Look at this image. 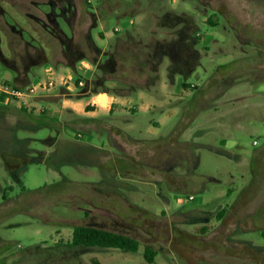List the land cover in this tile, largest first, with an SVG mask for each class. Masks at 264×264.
I'll return each mask as SVG.
<instances>
[{
  "label": "rangeland",
  "instance_id": "374dc122",
  "mask_svg": "<svg viewBox=\"0 0 264 264\" xmlns=\"http://www.w3.org/2000/svg\"><path fill=\"white\" fill-rule=\"evenodd\" d=\"M146 1L0 0L1 49L10 56L20 49L14 29L55 42L57 32L46 31L58 30L48 23L54 18L75 36L76 52L86 51L88 33L107 47L98 32L137 27L125 12ZM152 1L156 14L187 5L199 34L187 57L169 42L158 71L166 90L128 95L132 105L157 100L161 108L102 115L88 125L101 128L98 135L84 124L58 135L57 119L36 128V116H45L15 107V99L0 103V264H264V0ZM10 75L0 61V81L12 82ZM127 118L139 123L135 138L115 146L109 127L123 129ZM76 225L129 235L139 248L73 246Z\"/></svg>",
  "mask_w": 264,
  "mask_h": 264
},
{
  "label": "crops",
  "instance_id": "0c3cea01",
  "mask_svg": "<svg viewBox=\"0 0 264 264\" xmlns=\"http://www.w3.org/2000/svg\"><path fill=\"white\" fill-rule=\"evenodd\" d=\"M156 4L155 1L147 0L145 7H140L132 13L130 10L126 11L125 13L127 14L136 15L138 22H135L134 19L130 20L129 23L132 25L136 24L137 27L131 28L130 31L121 36H112L104 30L99 31L97 35L107 43V47L99 46L94 35L88 33L86 51L76 52L74 48L70 47L72 43L76 45L75 36L73 34L68 36L60 28L56 18L49 19L50 22L48 23L57 25L59 27L58 30L55 31L53 27L46 29L47 33L50 32V36H53L52 33L55 34L57 32L56 38L58 39H55V42H51V40L42 41L33 31L28 32L30 39H25L21 30L14 29L19 34L17 39L20 42V45H18L20 49L16 48V54L10 56L9 49L6 52L1 49L4 36L3 39L0 37V61L10 70L12 80L10 83H8V79L4 82L12 86L26 87L32 84L37 86L48 78L54 81V86L50 89L38 87L34 94L23 99H15L17 101L15 107L25 109L27 113L29 112L33 115L45 116H36L39 121L34 126L36 128L41 126L54 127L55 123L46 118L57 119L59 121L56 123L58 125L56 128L58 135H60L64 126L80 127L78 126L79 124H84L86 127L81 128H84L87 132L90 131L91 135L93 131L98 135L101 133V128H94L88 125L89 123H98L99 117L102 115H112L114 113L121 118L127 113L128 109L134 113L138 111L150 112L161 108L164 103L157 100H152L140 106L132 105L128 95L132 92H139V97L142 100L146 96L145 91H151L153 87L159 85L160 88L166 90L168 84L161 80L158 71L163 57L168 54L171 55V52L167 51L169 42L175 40L176 52L183 51V55L185 54L184 56L187 57V53L190 55L194 51L195 39L199 37V34L195 32L196 36L194 35L197 14L188 13L189 8L187 5L179 13L165 11L156 14V10L159 7ZM65 20L70 26L67 19ZM97 21L98 19L95 20V25ZM39 22L41 25L44 23L41 20ZM118 31L117 28H114V32ZM157 33L160 34L159 39L155 37ZM8 39L9 36H7V42L3 43L6 47L8 46ZM143 40H147L146 43L143 44ZM195 51L197 53L196 49ZM104 56H106L105 60ZM50 62L53 65H50ZM180 63L183 66L186 64L184 61ZM85 65H90V67ZM171 71V66L169 65L168 75ZM134 74L144 77V84H141ZM43 75H46V78H43ZM79 82H82V84H79ZM157 82L159 84H156ZM81 85L83 86L81 87ZM180 85L184 88L196 87V85L192 86L184 83ZM97 93H103L108 97L109 105L106 109L91 103H81L80 108L77 109L65 103V101L74 103L88 101ZM166 96L165 91V95L162 98H166ZM0 103L5 106L8 101H3L2 97H0ZM133 109L136 110L134 111ZM168 114V112L163 111L159 119L153 120L152 124L157 128L167 118ZM123 120L125 121L122 124L123 129L109 127L111 124L107 123L112 137L111 143L115 146L124 142L120 140L121 137L134 140L133 138L136 135L135 128L139 126L136 118ZM91 135H88V137ZM113 136H117L118 138L115 137L117 140H114ZM75 137H80V135H75ZM62 140L75 143L66 139ZM43 141L51 144L52 141L54 142V138L47 137Z\"/></svg>",
  "mask_w": 264,
  "mask_h": 264
},
{
  "label": "trees",
  "instance_id": "16d2710c",
  "mask_svg": "<svg viewBox=\"0 0 264 264\" xmlns=\"http://www.w3.org/2000/svg\"><path fill=\"white\" fill-rule=\"evenodd\" d=\"M209 22L212 23L211 20H209ZM223 213L224 210L221 209L218 212V216ZM70 244L73 246L82 245L116 248L132 252H136L139 248L138 241L129 235L90 225L74 226L72 229ZM144 256L148 262H152L154 253L149 248L145 247Z\"/></svg>",
  "mask_w": 264,
  "mask_h": 264
},
{
  "label": "built area",
  "instance_id": "2783aa9c",
  "mask_svg": "<svg viewBox=\"0 0 264 264\" xmlns=\"http://www.w3.org/2000/svg\"><path fill=\"white\" fill-rule=\"evenodd\" d=\"M79 84H82V82H79ZM53 86L54 81L51 78H48L44 82L39 83L37 86L32 84L26 87L12 86L4 81H0V97H2L3 101H9L12 99H23L27 96L34 94L38 87L50 89ZM188 198L192 199L193 197L189 196Z\"/></svg>",
  "mask_w": 264,
  "mask_h": 264
},
{
  "label": "clouds",
  "instance_id": "9594fccd",
  "mask_svg": "<svg viewBox=\"0 0 264 264\" xmlns=\"http://www.w3.org/2000/svg\"><path fill=\"white\" fill-rule=\"evenodd\" d=\"M86 67H90V65H85ZM83 85H81L82 87ZM66 104L71 105L74 108L79 109L81 103L83 104H87V103H91V104H95V105H99L101 108L106 109L109 105V100L108 97L103 94V93H97L95 95H93L90 100L88 101H83V102H79V103H74L72 101H65Z\"/></svg>",
  "mask_w": 264,
  "mask_h": 264
}]
</instances>
